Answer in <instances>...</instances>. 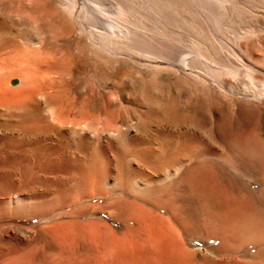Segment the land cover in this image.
<instances>
[{
  "label": "bare ground",
  "instance_id": "1",
  "mask_svg": "<svg viewBox=\"0 0 264 264\" xmlns=\"http://www.w3.org/2000/svg\"><path fill=\"white\" fill-rule=\"evenodd\" d=\"M138 2L146 6V0ZM130 5V0H0V149L24 160L66 162L72 169L66 192L94 187L103 194L114 190L115 181L109 179L117 175L130 192L166 211L182 234L203 236L207 242L206 248L197 247L204 250L197 255L174 235L175 245L170 246V239L165 255L152 264H264V34L238 29L233 57L220 48L224 63L212 61V66L199 51L179 50L174 41L164 43L135 25L128 17ZM201 9L203 21L211 23L207 9ZM153 15L151 26L159 30L164 21ZM259 19L264 28V17ZM98 51L106 58L137 57L154 71L148 77L139 71L128 80L131 73L122 69L108 73L119 94L114 96L135 98L139 125L157 123L148 138L137 133L124 141L134 151V165L124 160L128 151L102 149L101 137L112 147L117 132L99 134L94 125L65 119L87 116L86 110L96 107L77 104L93 85L75 74L82 67L76 59ZM98 62L87 71L93 78L104 72ZM7 74L19 75L23 85L6 91ZM235 97L242 100L236 103ZM104 102L100 108L105 112L117 109L112 97ZM181 125H186L184 131H179ZM179 146L187 150V160L159 174L175 162ZM8 153L3 151L6 158ZM103 184L112 187L105 190ZM155 228L154 234L172 233Z\"/></svg>",
  "mask_w": 264,
  "mask_h": 264
},
{
  "label": "rangeland",
  "instance_id": "2",
  "mask_svg": "<svg viewBox=\"0 0 264 264\" xmlns=\"http://www.w3.org/2000/svg\"><path fill=\"white\" fill-rule=\"evenodd\" d=\"M130 3L131 10L128 12V17L135 25L150 34L162 37L164 43L167 42L166 40L174 41L179 50L199 51L203 56L210 58L209 62L212 66L224 63L218 56L220 48L225 51V56L233 57L230 51H235L239 42L238 29L248 28L258 34H264V28L259 21L261 16L264 17V0H146L144 8L139 5L138 0H130ZM202 5L209 12L211 23L203 21L205 14L201 9ZM154 13L161 15L164 21L158 25L159 30L151 26L154 24ZM162 48L166 49V45L163 44ZM101 54L102 52L98 51L95 57L94 53L87 52L84 56H79L80 59H76L82 67L75 76H85L87 77L85 79L93 85L91 92H88L83 100L82 98L76 100L79 102L77 104H80L79 106L82 103L87 106L93 104L96 107L91 111L87 109V112L89 110L87 116L72 114L65 119L86 123L91 128L94 125L96 128L93 126L92 129L99 134L107 130L117 132L118 137L112 138V147L105 137H101L102 149L107 152L110 148L113 152L128 151L125 152L124 160L134 165L137 160L132 156L134 151L125 147L124 141L127 140L128 135H137V133L140 137L148 138L155 134L157 123L152 122L146 127H141L138 117L133 114L136 111L134 97L125 95L123 100L117 98L114 96V94L119 95L117 90L107 79L110 72L116 68L131 73L127 76V80L136 77L139 71L146 72V77L153 75L154 71L142 66L144 62L137 57L115 54L114 58L113 55L106 58ZM110 56L112 57L109 59ZM97 61L102 62L100 65L104 66V72L93 78L88 72ZM197 64L200 66L203 63L197 62ZM228 76L231 79L233 77ZM16 78L19 80L16 84H12L11 80ZM104 82V86L100 89L99 84ZM22 85L19 75L8 74L2 84L6 91H10V88L19 89ZM81 90L85 91L84 85ZM110 97L115 100L114 108L117 107L116 110H112L114 113L105 112L106 110L100 108V105L105 104L104 100L107 103ZM234 100L237 103L242 99L235 97ZM92 112L93 116L90 115L93 114ZM91 117L94 120L93 124ZM185 126H179V131H184ZM5 150L0 151L4 156L3 158L0 155V158H3V162L0 161V264H152L153 261L157 262L160 256L165 255L171 243L170 246L175 245L174 241L172 242L175 236L183 246L197 251V255L204 252L197 247L207 246V242L202 239L203 236L190 237L182 234L176 222L169 219L170 216L166 211L154 208L152 201L145 198L143 200L142 196L131 190L135 193L134 196L130 189L125 188L124 182H121L117 175L109 179V182L115 181L114 190H108L103 193L104 195L99 194L94 187L66 192L64 187L72 173L71 167L66 162L24 160L25 156L20 155L24 158L21 159L16 153L11 156L10 152ZM3 151L5 155L8 153L10 158H6ZM186 152L184 147H176L175 162L164 165L165 168L163 167L159 174H163L167 169H174L173 167L180 160H187ZM16 156L21 162L16 161L20 160ZM110 159L113 160V167L116 168L114 156ZM2 163H4L3 167H1ZM119 184L120 187L117 186ZM109 187L112 185L103 184L105 190ZM127 190L129 192H126ZM118 199L127 203L129 201L136 203L130 202L131 204L126 205V203L121 206ZM112 204L117 205L116 208ZM155 224L162 229L166 228L170 233L174 230L175 232L171 235L167 232L166 235L154 234ZM171 228L172 230H169ZM170 239L171 243H169Z\"/></svg>",
  "mask_w": 264,
  "mask_h": 264
},
{
  "label": "water",
  "instance_id": "3",
  "mask_svg": "<svg viewBox=\"0 0 264 264\" xmlns=\"http://www.w3.org/2000/svg\"><path fill=\"white\" fill-rule=\"evenodd\" d=\"M17 81H18L17 79H13V80H11V83H12V84H16Z\"/></svg>",
  "mask_w": 264,
  "mask_h": 264
}]
</instances>
